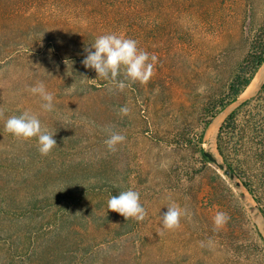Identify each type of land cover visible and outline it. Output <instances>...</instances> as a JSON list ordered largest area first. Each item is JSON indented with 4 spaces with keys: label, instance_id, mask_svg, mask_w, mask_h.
Returning a JSON list of instances; mask_svg holds the SVG:
<instances>
[{
    "label": "rangeland",
    "instance_id": "obj_1",
    "mask_svg": "<svg viewBox=\"0 0 264 264\" xmlns=\"http://www.w3.org/2000/svg\"><path fill=\"white\" fill-rule=\"evenodd\" d=\"M263 24L264 0H0V264H264V200L246 185L264 179V78L213 117L200 142ZM110 32L158 57L148 84L110 92L83 66L84 48ZM38 81L54 94L52 112L26 90ZM25 110L55 132L47 156L36 138L4 130ZM233 112L224 155L219 131ZM108 127L126 136L115 152ZM202 148L238 168L244 186ZM130 188L142 222L107 209ZM171 201L190 219L159 235ZM218 210L230 220L214 230Z\"/></svg>",
    "mask_w": 264,
    "mask_h": 264
},
{
    "label": "clouds",
    "instance_id": "obj_2",
    "mask_svg": "<svg viewBox=\"0 0 264 264\" xmlns=\"http://www.w3.org/2000/svg\"><path fill=\"white\" fill-rule=\"evenodd\" d=\"M86 53L81 61L83 66L93 69L97 77L107 81L112 87L109 91L123 92L125 88L139 83L146 85L155 75V67L158 63V57L155 54H149L146 50L138 47V42L132 38H127L123 34L110 32L99 35L90 46L84 48ZM122 77V79H121ZM204 86L197 89L202 92ZM31 95L38 96L41 108L44 112L54 110V94L47 91L45 84L38 81L35 85L26 89ZM69 91H75L70 88ZM131 109L124 105L118 109V114L128 116ZM4 110L0 109V117H3ZM4 130L12 134L15 138L29 140L36 138L38 142V151L42 156H47L53 148L57 146L54 139L55 132H49L41 123L38 116L28 110L20 115H13L5 120ZM107 138L104 143L109 152L117 151V145L126 140V136L113 131L112 128H105ZM107 209L115 211L122 215L125 220L134 219L142 222L147 217V211L140 202L139 192L128 189L119 192L118 196H111L107 201ZM182 217H189L186 209L180 204L171 201L167 205V211L161 216L162 229L158 233L163 235L164 231H175L181 227ZM230 216L223 211H217L213 216L214 230H219L226 226ZM203 247V242H201Z\"/></svg>",
    "mask_w": 264,
    "mask_h": 264
},
{
    "label": "trees",
    "instance_id": "obj_3",
    "mask_svg": "<svg viewBox=\"0 0 264 264\" xmlns=\"http://www.w3.org/2000/svg\"><path fill=\"white\" fill-rule=\"evenodd\" d=\"M263 64H264V24L262 25L260 29V33L256 37L253 38L249 52L244 59L241 72L231 82L227 95L225 97H221L220 100L219 99L217 100L215 104L216 105L215 109L216 108L217 109L212 112L211 118L207 119L203 132L202 134H200V142H203L205 131L207 127L210 125L213 117H215L221 110L226 108L229 104H231L232 102L238 99V97L244 92V90L252 82L255 74L257 73V71L260 69V67ZM235 114L236 112H233L232 114H230L228 118L226 119V121L220 127L219 136H218V147L221 153L224 155L227 154L226 148L228 145L227 143L229 141L227 138H230L231 136L236 134L237 120H236ZM201 151L203 153L204 160L207 162H211L204 154L203 148L201 149ZM229 165L232 169H234L238 173V175L243 177L242 172L239 171L238 168L233 167L232 163H230ZM254 182L255 184H253V182L246 181L247 187L253 193H255V196L258 199L262 198L264 200V179L262 178L256 179L254 180ZM255 187H258V188H255ZM257 189L261 195L260 196L261 198L259 197V194L257 193ZM47 206H50V204L47 203L44 207H47Z\"/></svg>",
    "mask_w": 264,
    "mask_h": 264
},
{
    "label": "bare ground",
    "instance_id": "obj_4",
    "mask_svg": "<svg viewBox=\"0 0 264 264\" xmlns=\"http://www.w3.org/2000/svg\"><path fill=\"white\" fill-rule=\"evenodd\" d=\"M263 78H264V68L256 75V77H254V80L251 82V84L249 85V87L247 88V90L245 92L248 93V92H252V91L256 90V88L259 86V84ZM223 117H224V114L218 116L215 119L214 123L211 125V127L208 129V133H207L206 138L208 137V139L210 141H212V144H213V145L210 144V146L215 145L214 139L211 140V136L216 134ZM214 151H215V149H214Z\"/></svg>",
    "mask_w": 264,
    "mask_h": 264
},
{
    "label": "water",
    "instance_id": "obj_5",
    "mask_svg": "<svg viewBox=\"0 0 264 264\" xmlns=\"http://www.w3.org/2000/svg\"><path fill=\"white\" fill-rule=\"evenodd\" d=\"M204 154L214 165L223 170L231 180L236 181V184L238 186H244V184L240 180H237V174L235 170L228 166L224 161L220 160L212 150L204 148Z\"/></svg>",
    "mask_w": 264,
    "mask_h": 264
}]
</instances>
